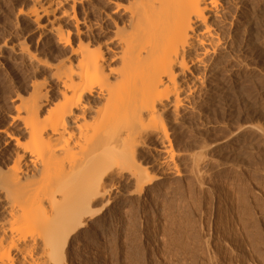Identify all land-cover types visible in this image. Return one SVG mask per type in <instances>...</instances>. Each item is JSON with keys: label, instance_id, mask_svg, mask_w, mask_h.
Wrapping results in <instances>:
<instances>
[{"label": "bare ground", "instance_id": "6f19581e", "mask_svg": "<svg viewBox=\"0 0 264 264\" xmlns=\"http://www.w3.org/2000/svg\"><path fill=\"white\" fill-rule=\"evenodd\" d=\"M2 1L0 67L25 96L0 126V264H66L98 201L151 182L142 158L172 171L169 129L264 0Z\"/></svg>", "mask_w": 264, "mask_h": 264}, {"label": "rangeland", "instance_id": "374dc122", "mask_svg": "<svg viewBox=\"0 0 264 264\" xmlns=\"http://www.w3.org/2000/svg\"><path fill=\"white\" fill-rule=\"evenodd\" d=\"M4 2L1 35L13 18ZM251 19L232 40L237 70L207 81L169 129L172 171L142 158L151 182L98 201L72 235L66 264H264V6ZM14 69L0 67V126L13 114L6 96H25Z\"/></svg>", "mask_w": 264, "mask_h": 264}]
</instances>
